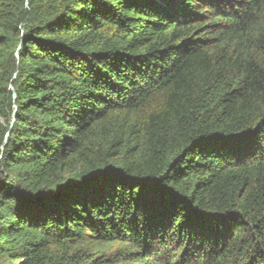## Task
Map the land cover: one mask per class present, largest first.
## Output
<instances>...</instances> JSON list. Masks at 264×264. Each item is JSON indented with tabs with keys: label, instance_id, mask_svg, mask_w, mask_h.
Returning <instances> with one entry per match:
<instances>
[{
	"label": "trees",
	"instance_id": "obj_1",
	"mask_svg": "<svg viewBox=\"0 0 264 264\" xmlns=\"http://www.w3.org/2000/svg\"><path fill=\"white\" fill-rule=\"evenodd\" d=\"M0 264H264V0H0Z\"/></svg>",
	"mask_w": 264,
	"mask_h": 264
},
{
	"label": "rangeland",
	"instance_id": "obj_2",
	"mask_svg": "<svg viewBox=\"0 0 264 264\" xmlns=\"http://www.w3.org/2000/svg\"><path fill=\"white\" fill-rule=\"evenodd\" d=\"M116 247L117 246L114 245V244L113 245H104V246H99V247L97 245L94 246V248H98L100 250H104L105 252L106 251H114L116 249ZM5 260H6V258L3 259V261H5Z\"/></svg>",
	"mask_w": 264,
	"mask_h": 264
}]
</instances>
